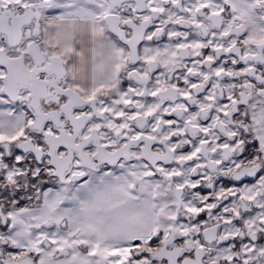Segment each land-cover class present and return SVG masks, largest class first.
<instances>
[{
	"label": "snow or ice",
	"instance_id": "snow-or-ice-1",
	"mask_svg": "<svg viewBox=\"0 0 264 264\" xmlns=\"http://www.w3.org/2000/svg\"><path fill=\"white\" fill-rule=\"evenodd\" d=\"M0 264H264V0H0Z\"/></svg>",
	"mask_w": 264,
	"mask_h": 264
}]
</instances>
